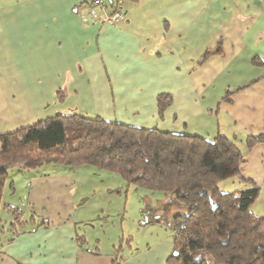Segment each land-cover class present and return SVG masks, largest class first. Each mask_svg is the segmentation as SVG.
<instances>
[{
    "label": "crops",
    "instance_id": "1",
    "mask_svg": "<svg viewBox=\"0 0 264 264\" xmlns=\"http://www.w3.org/2000/svg\"><path fill=\"white\" fill-rule=\"evenodd\" d=\"M88 2L0 0V136L58 114L207 139L221 134L240 143L242 176L259 188L252 212L264 218V143L246 145L264 135V0H125L117 26L83 24ZM161 94L172 96L162 116ZM84 167L11 170L8 196L21 180L27 188L7 204L47 225L12 242L10 225L1 227L0 264L167 263L171 196L144 193L142 227L153 224L156 235L146 231L149 243L132 248L131 231L110 224L114 203L100 199L115 188L92 185L118 178Z\"/></svg>",
    "mask_w": 264,
    "mask_h": 264
},
{
    "label": "trees",
    "instance_id": "2",
    "mask_svg": "<svg viewBox=\"0 0 264 264\" xmlns=\"http://www.w3.org/2000/svg\"><path fill=\"white\" fill-rule=\"evenodd\" d=\"M171 101V95H159L161 116ZM260 143L264 135L246 140L249 150ZM244 163L235 141L221 134L207 139L58 114L0 136V212L12 169L90 166L116 174L138 190L171 196L169 207L181 206L172 224L174 249L166 264H264V218L252 212L259 188L242 176ZM222 177L251 188L222 192ZM9 186L14 191L12 182ZM3 210L12 217L8 242L29 228L47 225L9 204Z\"/></svg>",
    "mask_w": 264,
    "mask_h": 264
},
{
    "label": "rangeland",
    "instance_id": "3",
    "mask_svg": "<svg viewBox=\"0 0 264 264\" xmlns=\"http://www.w3.org/2000/svg\"><path fill=\"white\" fill-rule=\"evenodd\" d=\"M54 108H51L50 110H48V112L51 114V112H53ZM48 115H46L45 117L47 118ZM219 135V134H218ZM237 143V142H235ZM240 143L238 142L237 145H239ZM85 170L87 171H93L95 172L97 175H99V173H107L109 174V172L107 171H103V170H98L96 168H92L90 166H86L84 167ZM111 175H114L118 178V180H113L110 181V179L108 181L105 182H98L96 180H93V182L95 184H92L94 186H97L98 188H104L107 186H110L112 188H115L114 192L111 193L108 196L105 195H101L100 199L102 200L103 203L106 202V204L110 205L111 203H114V207L116 209V211H114L111 217H109L108 219L110 220V224H115V226L120 227V225L124 224L126 231L130 230L131 234L129 233V235L132 237V241L130 243H132V248H137L139 247L140 249L144 248L145 245L147 243H149L148 241V235L146 234V231H148V234H154L156 235L155 232H153L152 227L153 224H149L148 226H144L142 227V225L144 224V216L142 215V212L140 210V206L142 204V198L144 197V193H146V191L144 190H138L135 186L129 185L125 180H123L120 176L111 173ZM8 183H7V187L4 191L3 194V199H2V204H1V212H0V230L1 227L3 226H8L11 225V221L12 218L9 214H7V212L5 210H3V207L5 205H7V203H9L8 200H13L14 201H18L19 197L21 196V192H24L26 190V186L23 187V183L19 181V179H16V187H17V183H18V187L16 189H18V193L16 195H9V192H13L10 190V182L12 180H14L15 174L12 173V171L9 172L8 174ZM220 188L222 190V192L225 193H237V192H241V191H246L249 190L251 188V186L249 184L246 183H240L237 179L233 178V177H222V181L220 183ZM100 193V192H99ZM98 193V194H99ZM111 203H110V202ZM122 203H124V208L122 206ZM10 204V203H9ZM128 205L127 209H126V205ZM107 205V206H108ZM110 207V206H108ZM169 210L165 211L166 212H171L172 214H177V212H179V210H177V207L171 206L168 207ZM117 209H119V211H117ZM121 209H123L121 211ZM108 212H112V211H108ZM175 212V213H174ZM170 213V214H171ZM99 220L97 219L95 222H98ZM94 222V221H93ZM141 222V223H140ZM122 223V224H121ZM93 224V223H92ZM141 230V231H139ZM129 235L126 236V241H124V243H122L124 245V248L127 249L128 247V238H131ZM117 245H119V243H117Z\"/></svg>",
    "mask_w": 264,
    "mask_h": 264
},
{
    "label": "built area",
    "instance_id": "4",
    "mask_svg": "<svg viewBox=\"0 0 264 264\" xmlns=\"http://www.w3.org/2000/svg\"><path fill=\"white\" fill-rule=\"evenodd\" d=\"M87 4V13L81 18L85 25L117 26L124 19L125 0H117L112 5H109V0H89Z\"/></svg>",
    "mask_w": 264,
    "mask_h": 264
}]
</instances>
